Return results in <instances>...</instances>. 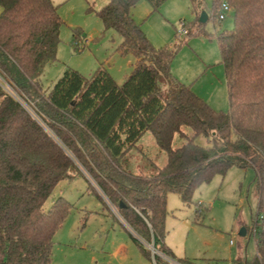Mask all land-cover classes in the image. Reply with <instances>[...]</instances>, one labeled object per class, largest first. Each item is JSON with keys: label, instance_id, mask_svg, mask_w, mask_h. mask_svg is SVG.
I'll return each instance as SVG.
<instances>
[{"label": "trees", "instance_id": "1", "mask_svg": "<svg viewBox=\"0 0 264 264\" xmlns=\"http://www.w3.org/2000/svg\"><path fill=\"white\" fill-rule=\"evenodd\" d=\"M146 1L158 10L165 0ZM190 1L196 19L182 24L184 34L205 33L201 0ZM136 2L109 0L94 10L106 29L119 34L116 51L135 58L128 79L148 80L138 100L120 88L123 114L138 120L128 141L114 151L71 104L56 105L41 87L45 67L57 59L62 24L57 6L52 0H0V264H55L53 235L72 204L63 196L47 209L44 203L60 181L78 175L116 208L154 264H173L167 259L191 264L178 260L164 242L167 193L189 203L202 182L231 166L255 171L260 229L256 254L244 264H264V0H212L213 17L219 18L223 2L233 17L231 29L216 33L226 112L213 109L171 74L178 46L152 44L133 18ZM146 134L164 154L162 164L145 149ZM199 135L206 145L195 143Z\"/></svg>", "mask_w": 264, "mask_h": 264}, {"label": "rangeland", "instance_id": "2", "mask_svg": "<svg viewBox=\"0 0 264 264\" xmlns=\"http://www.w3.org/2000/svg\"><path fill=\"white\" fill-rule=\"evenodd\" d=\"M52 2L62 24L57 59L45 67L40 77L41 87L56 105L71 104L72 112L86 118L94 131L106 136L111 149L118 151L131 137L138 120L134 114H123L125 101L123 104V99L120 100V88L131 100H138L148 80L143 76L128 79L134 56L116 51L119 34L106 29L94 12L109 0ZM202 11L207 14L202 24L205 33L186 36L179 35L182 24L196 19L190 0H165L158 10H153L146 0H137L132 7L135 21L141 24L154 46L177 44L171 74L189 84L213 109L226 112L227 88L216 33L231 29L233 17L229 11L224 12L222 19L213 17L212 0H201L199 13ZM65 71L67 76L57 81ZM88 78L91 80L85 85ZM186 132L190 133L188 129ZM143 143L149 155L162 164L164 154L158 152L150 135L143 137ZM195 143L208 142L199 135ZM58 196L67 199L72 208L53 235L55 264H154L152 258L141 253L116 208L106 199H100L83 176L60 181L44 208H49ZM166 207L164 242L181 262L244 264L245 260L254 258L253 228L256 234L260 223L255 222L257 190L252 168L231 166L224 175H214L194 190L189 203H183L177 193L169 192ZM241 227L246 228L245 236L238 234Z\"/></svg>", "mask_w": 264, "mask_h": 264}, {"label": "built area", "instance_id": "3", "mask_svg": "<svg viewBox=\"0 0 264 264\" xmlns=\"http://www.w3.org/2000/svg\"><path fill=\"white\" fill-rule=\"evenodd\" d=\"M229 10L230 9H229L228 5L225 2H223L221 4V9H220V12H219V19H222L224 17V12H227ZM184 33H185V29L182 26V29L179 30V35L184 34ZM253 236H255V229L254 228H253ZM150 248L153 249L152 247H150Z\"/></svg>", "mask_w": 264, "mask_h": 264}, {"label": "water", "instance_id": "4", "mask_svg": "<svg viewBox=\"0 0 264 264\" xmlns=\"http://www.w3.org/2000/svg\"><path fill=\"white\" fill-rule=\"evenodd\" d=\"M206 19H207V14H206L204 11H202V12L200 13L199 20H200L201 22H205ZM238 234H239L240 236H245V234H246V228H245V227H241V228L239 229V231H238Z\"/></svg>", "mask_w": 264, "mask_h": 264}, {"label": "crops", "instance_id": "5", "mask_svg": "<svg viewBox=\"0 0 264 264\" xmlns=\"http://www.w3.org/2000/svg\"><path fill=\"white\" fill-rule=\"evenodd\" d=\"M132 15H133V12H132ZM134 18V17H133ZM121 220V219H120ZM122 221V220H121ZM122 224H123V221H122ZM125 224V223H124ZM127 227V225H126ZM127 229L131 232V230L127 227ZM132 233V232H131ZM247 233V232H246Z\"/></svg>", "mask_w": 264, "mask_h": 264}]
</instances>
